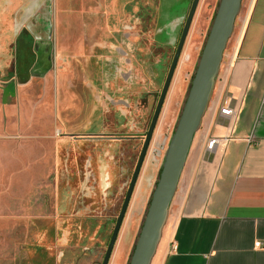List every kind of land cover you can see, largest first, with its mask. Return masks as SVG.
I'll return each mask as SVG.
<instances>
[{
  "label": "crops",
  "instance_id": "0c3cea01",
  "mask_svg": "<svg viewBox=\"0 0 264 264\" xmlns=\"http://www.w3.org/2000/svg\"><path fill=\"white\" fill-rule=\"evenodd\" d=\"M56 1L59 15L55 40L60 54L64 55V48L68 46L61 38L64 36L63 19L66 15L73 16L62 12L67 7L62 0ZM105 1L107 23L100 25V16H94L99 21L86 32L102 33L100 37L92 36V42L98 40L93 49L111 57L106 46L114 45L115 33L121 31L119 25L124 16L121 2L124 0ZM126 1L128 4L133 0ZM34 4L35 0H0V66L14 65V69L6 73L10 76L7 81L15 76L21 83L28 82L34 73L29 67L31 55L41 53L44 48V53L48 54L52 48L47 43L40 50L41 41L35 45L27 25L21 27L19 23V9L24 15L20 19L28 24L33 17ZM101 8L102 5L95 7L97 13ZM74 31L82 30L76 27ZM16 32L22 35L15 36ZM13 37L15 43L9 44ZM192 45L187 57L190 63L198 49L196 44ZM78 48L75 47L76 54L80 53ZM185 76L188 73L180 68L172 84L167 113L178 107ZM13 87L10 82L6 91L0 93V264H34V243L30 248L28 238L30 234L35 238V217H44L49 225L52 221L63 225L66 218L61 215L53 218L45 212L41 216L35 214V178L29 173L35 161L26 159L24 150L34 143L36 109L33 104L27 109L20 98L15 103ZM75 95L80 100L83 96L79 92ZM226 103L234 110L230 116L220 113ZM80 104L84 105L82 101ZM63 118L61 116V123L66 124ZM212 138L218 141L209 149L207 145ZM50 167L47 163L44 175L49 173ZM156 173L157 167L145 166L109 264H126L134 247L139 218L151 193L148 176L155 177ZM65 207L59 203L58 212ZM89 216L90 212H85L76 217L92 219ZM19 227L27 229L25 237H19ZM259 241L263 245L257 246ZM152 264H264V0H243L213 97L202 126L194 136Z\"/></svg>",
  "mask_w": 264,
  "mask_h": 264
},
{
  "label": "rangeland",
  "instance_id": "374dc122",
  "mask_svg": "<svg viewBox=\"0 0 264 264\" xmlns=\"http://www.w3.org/2000/svg\"><path fill=\"white\" fill-rule=\"evenodd\" d=\"M26 1L32 0H25V2ZM154 1L156 2V0H133L128 3L131 4L129 10L125 9L127 1L124 0L121 2V9L124 16L120 20L119 26L121 27V31L115 33L114 36V47L121 49L124 57H130L131 61L128 64L126 63L123 67L117 66V71H123L124 74L121 76L114 74L113 77L106 80V83H104L105 85L102 82L101 76L103 73V65L102 63H96V61L103 60L106 57L100 54L101 52L103 53V51L99 52L93 49L98 40L91 41L92 36L95 35V37H100L103 34L100 32L89 33L86 31L92 24L98 23L99 19L94 16H100V25L107 23V18L106 16L104 17V13L107 11V6L105 5L106 1L62 0V4L67 6L62 12H69L73 16V18H71L66 15L63 19L62 32L64 36L61 35V38L63 37L62 42L65 43V46H68L64 48V55L60 54L59 45L55 40V29L58 24L59 15L58 8L55 6L57 3L56 0H49V2L48 0H35L33 17L28 24L26 21L23 22V20H21L22 17H24L21 8L17 13L21 27L23 24H26L28 30L32 32V34L42 35V30L44 31L45 28L50 25L52 27V37L50 39L52 48L48 54L42 51L41 53L34 51L36 61L35 63L32 62L29 64V67H32L34 73H30L31 75L29 76L30 79L28 82L21 83L20 78L18 80L15 76L7 81L6 79L10 76L6 75V73L8 74V71L14 69V65L0 66V93L6 91L7 85L13 82L14 102L18 103L20 98L22 104L27 107V109H30L33 104L36 112H39L38 114L35 112L36 122L34 121L33 123L34 143H31V145L27 146L24 150V152H26V159L30 160V158H33L35 161L29 170V173H33L35 178L36 207L34 211L36 216L39 214V216H41L45 212L50 213L52 217L61 215L66 218V222H63V225L55 224L53 221L49 225V221L44 217H35V238L33 234H30L28 238V245H31L29 246L30 248H33L32 244L34 243L35 264H102L110 240L109 236L113 228V223L107 224L105 228L96 234L95 232L98 225L92 224V222H94L92 219L71 216V208L67 211L63 208L58 212L57 207L59 203L67 201V191L63 189L61 192V185L63 184L62 174L66 175L67 172L70 173L72 182L68 183L67 190L69 191V197L76 196L77 194L75 195L72 191L73 188H79L80 185H82L86 155L82 160L77 158L80 151L79 145L81 143L76 142L74 136L96 135V133L101 132L124 133L126 130L123 129L114 130L104 128V124L106 123L104 116H108V120H114L116 111L119 112L120 109H129L126 107V104H123L122 100L124 98L129 97L131 104L136 105L140 95H143L146 90H149L148 80L150 68L143 60L148 50L145 46V41L153 37L151 29L152 22H147L148 18L146 20L139 16V14L141 13L143 16H149L156 12L155 14L157 15V10H155L156 7L152 4ZM219 3L220 0H214V3H211L210 0H200L194 24L182 52L178 67V71L180 68H183V70L188 73V76L184 77L180 101L177 109H174L170 113H167V105L164 108L152 140V145L159 135L170 136V139L172 137L183 110L193 76L198 66ZM99 5H102V8L100 9L101 12L97 13L95 7ZM175 8L176 7H170L168 13L171 9ZM158 10L159 13L162 14L161 17L158 18V25H160L166 19L163 15L166 10ZM169 17L168 15V18ZM197 19L199 20L197 24L198 32L197 35H195L196 39H194L193 31L196 27ZM76 27L78 30L82 31L75 32L74 30ZM18 32H16L17 35H22ZM119 36L124 37L126 40L120 39ZM231 39L232 37L230 40ZM15 41L13 37V39L8 42L9 44H13ZM37 42L38 40L35 39V45ZM41 44L42 49L44 45H47L46 41H41ZM192 44H196L198 49L193 63H190L187 57L193 46ZM111 45L112 43H109L110 47ZM75 47H79L77 49L80 51L79 54H76ZM120 53L121 52H119L118 56H121ZM104 67L106 73H109V70H107L108 66ZM113 72L114 71H112V73ZM127 78H129V80H127ZM68 80L70 81L67 82ZM91 84H94L98 91L95 96L92 94V89H89ZM143 84L146 85V90L144 91L141 89ZM78 92L83 94V96L80 97L81 100L75 97V94ZM112 97L118 99L117 103H114V101L111 102L110 98ZM80 101H82L84 105L80 104ZM153 105L154 102L152 103V109L149 106L148 115L152 112ZM79 110H81V112ZM61 116L64 117L63 120L66 124L61 123ZM17 119L19 120L20 118L17 117ZM117 119L128 121L129 117H118ZM84 143L89 144L88 141ZM114 145L112 151L120 155L121 151L118 148L120 144L114 143ZM84 147L87 149L86 153H89V147ZM47 163H49L51 167L49 173L44 175L43 171L48 169ZM14 165H16V163ZM144 168L145 167H143L140 174L138 186L143 178ZM115 171V177L121 175L123 172L121 164H119L118 169ZM131 172L132 171L128 174V181L131 179ZM124 178L125 176L121 177L120 187L113 192V195H111L112 197L116 198L118 194H120ZM154 188L155 185L152 186L145 209L139 218L135 243L143 225ZM58 191H60L61 202L58 200ZM78 194L82 197V193ZM119 196L115 208L116 213H118L119 206L121 205L122 196ZM111 216L115 219L116 214ZM61 220H63V218ZM43 228H45L44 232ZM19 230H21L19 237H25L27 229L25 227H19ZM40 234H42V236L38 238L37 236ZM133 249L134 247L131 250L126 264L130 262Z\"/></svg>",
  "mask_w": 264,
  "mask_h": 264
},
{
  "label": "flooded vegetation",
  "instance_id": "af4514ba",
  "mask_svg": "<svg viewBox=\"0 0 264 264\" xmlns=\"http://www.w3.org/2000/svg\"><path fill=\"white\" fill-rule=\"evenodd\" d=\"M142 4V3H141ZM152 4L156 7V12L152 13L149 16H143L141 13L139 16L145 18L147 22H152V39H148L145 41V46L148 49L147 54L143 62L149 65V90H146V85L143 84L141 86L142 91L146 90L143 95H140L138 99V103L136 105H132L130 102V98H124L123 104H126L128 110L120 109L119 112L116 111L114 115V120H108V116L105 117L104 128L106 129H123L126 130L124 133H107L101 132L96 133V135H81L74 136L75 141L81 143L79 145V153L77 158L82 160L85 155L84 162V170H83V181L82 185H80V190L78 187L73 188L72 193L76 196L69 197V191L67 190L68 183H71L70 173L67 172L66 175L62 174V184L61 192L63 189L67 191V201H63L62 204L66 207L65 211L68 209H72L71 216L76 217L77 214H83L85 212H90L89 218L94 220V224L98 225L96 230V234L108 224L113 223V228L111 230L109 239L112 236L115 224L117 222L118 216L122 209L125 197L127 195L130 181L132 179L135 168L138 164L141 151L143 149L145 139L147 137L148 131L150 129L157 105L159 103L167 76L169 74V70L174 60L175 53L179 46L185 25L187 23V19L189 17L193 0H156V2H152ZM200 4V1H199ZM198 4V7H199ZM170 7H176L175 9L168 10ZM198 7L196 13L198 11ZM131 8V4H127L126 10ZM158 9L166 10L163 15L165 16V20L158 25V18L161 17L162 14L159 13ZM161 12V11H160ZM159 13V14H158ZM196 13L191 23V27L189 29L188 36L190 35L191 28L194 24V20L196 17ZM168 15L170 16L168 18ZM163 16V17H164ZM130 33V32H129ZM154 34V35H153ZM188 36L185 41V45L188 40ZM122 38V37H121ZM33 45V44H32ZM184 45V47H185ZM42 46V45H41ZM182 49V52L184 50ZM108 51L112 54L111 57H106L103 60H98L96 63L103 65V73H102V82L106 83V80L116 74L117 76H121L124 74L123 71H117L118 67H123L126 63H130L128 57H124V54L121 49L115 48L114 45L111 47L109 44L106 46ZM42 50V47L40 48ZM42 52H45V48ZM119 52H121V56H118ZM182 52L180 59L182 57ZM179 62L177 64L173 79L171 81L170 87L168 89L167 95L165 97L158 121L166 107L171 90L172 84L175 79L176 74L178 73ZM35 54H32L30 57V62L35 63ZM108 66L107 70L109 73H106L105 67ZM111 69V70H110ZM111 71V72H110ZM112 71H114L112 73ZM129 80V78H127ZM105 85V84H104ZM92 89V94L98 92L95 85L91 84L90 88ZM111 102L117 103L118 99L110 98ZM153 110L149 113V106ZM94 108V107H93ZM97 112V111H96ZM118 117H129L128 121L117 119ZM155 127L152 139L150 141V145L141 168V172L143 167L149 165L151 167H157V173L155 177L152 175L148 176V181L153 185H156L157 179L159 177L163 162L166 148L168 146V142L170 140V136L159 135L152 145V140L154 138V134L157 128ZM103 129V127H102ZM95 133V132H93ZM92 133V134H93ZM91 134V133H89ZM88 141L89 144H85L84 142ZM114 143H119V150L121 151L120 155L118 153H114L112 151ZM84 146H88L90 152L86 153L87 149ZM146 163V164H145ZM119 164H121L123 172L118 177L114 176L115 170L118 169ZM145 164V166H144ZM68 171V168H67ZM131 172V179L128 181V174ZM140 172V174H141ZM140 174L138 180L140 178ZM125 176L123 179L122 189L120 194L116 198L112 197L113 192L118 189L121 184V177ZM138 180L135 185L133 195L129 204L135 196L136 190L138 188ZM123 191V192H122ZM78 193H82V197ZM119 195H121V205L119 206V211L116 213V206L118 203ZM69 197V198H68ZM128 212V210H127ZM115 215V219L111 215ZM127 214V213H126ZM82 218V217H81ZM115 221V222H114ZM93 224V223H92ZM35 257V256H34ZM35 264V259H34Z\"/></svg>",
  "mask_w": 264,
  "mask_h": 264
},
{
  "label": "water",
  "instance_id": "95a60500",
  "mask_svg": "<svg viewBox=\"0 0 264 264\" xmlns=\"http://www.w3.org/2000/svg\"><path fill=\"white\" fill-rule=\"evenodd\" d=\"M199 1L200 0H193L187 23L145 139L138 164L130 181V186L122 209L109 240L102 264H109L110 262ZM242 3L243 0H220L198 66L193 76L183 110L166 148L164 162L152 192L146 216L135 243L129 264H152L157 253L163 236L164 227L168 221L170 205L177 192L180 177L186 164L194 136L202 126L203 118L213 97L224 53L235 31L236 21L242 9ZM41 34L42 35H32L38 42L46 41L49 47L51 45L52 27L49 25L44 31L42 30ZM16 35L17 33H15V36Z\"/></svg>",
  "mask_w": 264,
  "mask_h": 264
},
{
  "label": "built area",
  "instance_id": "2783aa9c",
  "mask_svg": "<svg viewBox=\"0 0 264 264\" xmlns=\"http://www.w3.org/2000/svg\"><path fill=\"white\" fill-rule=\"evenodd\" d=\"M220 113H221L222 115L230 116V115H232V114L234 113V110H233V108H232L229 104L226 103V104H224V105L221 107V109H220ZM217 141H218L217 138H212V139H210L209 142H208L207 147H208L209 149H213V147H214V145L217 143ZM256 245H257V246H261V245H263V243L259 241V242L256 243Z\"/></svg>",
  "mask_w": 264,
  "mask_h": 264
}]
</instances>
